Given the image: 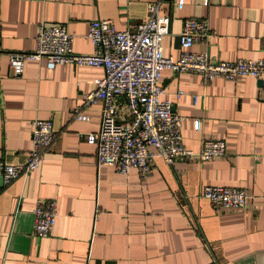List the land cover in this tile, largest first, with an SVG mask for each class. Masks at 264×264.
Segmentation results:
<instances>
[{
    "label": "crops",
    "instance_id": "crops-1",
    "mask_svg": "<svg viewBox=\"0 0 264 264\" xmlns=\"http://www.w3.org/2000/svg\"><path fill=\"white\" fill-rule=\"evenodd\" d=\"M159 0H0V159L25 163L31 122L51 120L55 139L40 167L0 193V264H264V73L233 82H203L197 74H160L162 100L183 118V145L199 152L206 140L224 141L211 162L155 158L150 174L126 176L99 166L87 136L99 130L101 104L72 117L103 77L100 67L27 61L14 77L7 55L35 48L41 22L74 34L72 49L90 55L89 23L108 20L118 31L148 20ZM170 18L161 40L164 57L180 54L185 19L207 20L212 35L190 51L221 61L264 60V0H160ZM207 1V4L204 2ZM182 92L180 98H175ZM200 120L199 130L193 121ZM205 186L243 190L244 210L220 211L202 197ZM54 200L57 216L48 238L33 236L36 200Z\"/></svg>",
    "mask_w": 264,
    "mask_h": 264
},
{
    "label": "built area",
    "instance_id": "built-area-1",
    "mask_svg": "<svg viewBox=\"0 0 264 264\" xmlns=\"http://www.w3.org/2000/svg\"><path fill=\"white\" fill-rule=\"evenodd\" d=\"M160 5V0L147 4L148 20L124 31L116 30L108 20L91 21L87 38L94 52L90 55L74 54V34L69 33L65 25L50 22L38 25L32 52L7 55L14 77L22 75L27 61L45 60L48 70L63 64L103 69V77L94 82L95 89L85 94L82 103L74 108L72 117L87 121L84 112L101 104L99 130L86 139L88 144L96 146L99 166L112 167L124 176L135 170L140 177H147L155 158L172 165L182 160L211 162L225 155L226 145L220 140L204 141L199 152L183 145V118L173 112L170 99H161L163 91L159 79L163 70L197 74L203 82L213 79L233 82L244 76L258 79L264 73L263 59L221 61L206 52L190 51L193 44L206 43L212 35L205 19H185L178 36L179 57L176 60L164 57L161 40L168 34L170 18L160 13ZM175 5L180 8L183 0H178ZM182 95L177 92L174 97ZM193 124L195 130L200 129V120L195 119ZM31 128V147L25 163L13 166L0 159V193L18 178H27L36 171L42 163L43 153L54 142L51 120L35 119ZM202 197L220 211L244 210L249 201L243 190L222 186H205ZM56 216L54 200H36L33 236L50 237Z\"/></svg>",
    "mask_w": 264,
    "mask_h": 264
}]
</instances>
